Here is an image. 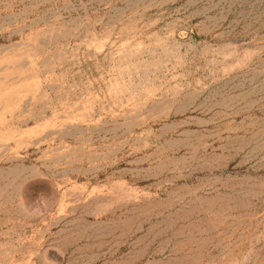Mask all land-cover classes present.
Wrapping results in <instances>:
<instances>
[{
  "label": "rangeland",
  "instance_id": "374dc122",
  "mask_svg": "<svg viewBox=\"0 0 264 264\" xmlns=\"http://www.w3.org/2000/svg\"><path fill=\"white\" fill-rule=\"evenodd\" d=\"M0 264H264V0H0Z\"/></svg>",
  "mask_w": 264,
  "mask_h": 264
}]
</instances>
